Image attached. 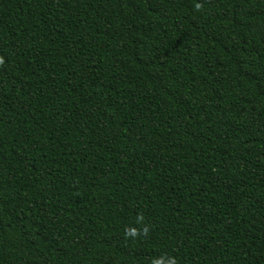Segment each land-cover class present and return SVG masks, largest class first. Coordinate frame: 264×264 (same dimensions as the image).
<instances>
[{"label": "trees", "instance_id": "trees-1", "mask_svg": "<svg viewBox=\"0 0 264 264\" xmlns=\"http://www.w3.org/2000/svg\"><path fill=\"white\" fill-rule=\"evenodd\" d=\"M0 264H264V0H0Z\"/></svg>", "mask_w": 264, "mask_h": 264}]
</instances>
